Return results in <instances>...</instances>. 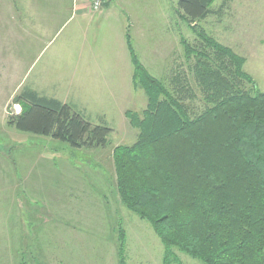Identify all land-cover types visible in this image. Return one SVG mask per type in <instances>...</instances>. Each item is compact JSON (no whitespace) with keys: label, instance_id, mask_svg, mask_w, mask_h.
<instances>
[{"label":"rangeland","instance_id":"374dc122","mask_svg":"<svg viewBox=\"0 0 264 264\" xmlns=\"http://www.w3.org/2000/svg\"><path fill=\"white\" fill-rule=\"evenodd\" d=\"M5 2L0 0V7ZM216 4L220 9L201 23L197 32L202 28L209 39L243 59L242 72L264 93V0H218ZM163 8L161 14L173 16L168 4ZM9 15L7 10H0V264H120L122 238L126 264H165V247L152 226L131 212L116 191L114 149L134 146L140 135L120 110L125 107L142 115L148 105L146 94L139 92L137 104L116 75L108 79L113 84V98L123 96V100L110 101L108 93L101 92L106 102L91 103L95 96L88 90L74 89L71 37L57 60L51 57L52 48L40 57L41 50H34L32 59L39 58L27 71L31 57L26 56L25 44L18 41L15 27H10L13 22L8 20ZM162 28L163 36L176 32L178 37L183 36V43L162 41L159 49L152 47L150 62H156L154 52L160 59L159 65L150 66L151 70L146 69L148 61V65L143 64L135 54L146 72L164 86L167 97L194 119L211 106L198 78V64H209L213 71L221 69L222 75L231 79L235 68L228 64L232 73L220 68L224 62L185 24L180 22L175 30L170 24ZM91 41L95 49V41ZM61 42L54 48L62 47ZM252 83L239 78L235 81L237 88L245 91ZM25 86L41 96L68 103L75 111L84 106L86 121L112 130L110 146L76 150L52 138L10 127L9 118L22 113L14 100ZM161 101L167 102L164 96ZM103 111L106 120L100 116ZM173 251L179 262L173 260L172 264H203Z\"/></svg>","mask_w":264,"mask_h":264},{"label":"trees","instance_id":"16d2710c","mask_svg":"<svg viewBox=\"0 0 264 264\" xmlns=\"http://www.w3.org/2000/svg\"><path fill=\"white\" fill-rule=\"evenodd\" d=\"M216 1L178 0V14L197 32L193 25L214 13ZM197 33L224 62L220 68H235V77L198 64L211 106L194 119L167 97L129 43L134 83L148 105L142 115L126 113L140 135L134 146L114 149L116 191L152 226L165 247V264L179 262L175 249L203 264H264V93L242 72L243 59L202 30ZM237 78L251 82V89L237 88ZM14 104L22 113L8 125L20 132L76 150L110 146L112 130L93 126L68 104L27 89ZM123 239L120 264H126Z\"/></svg>","mask_w":264,"mask_h":264},{"label":"crops","instance_id":"0c3cea01","mask_svg":"<svg viewBox=\"0 0 264 264\" xmlns=\"http://www.w3.org/2000/svg\"><path fill=\"white\" fill-rule=\"evenodd\" d=\"M216 2L212 7L214 13L193 26L201 27V23L206 22L216 14V9L221 7L217 6ZM167 4L173 10L172 17L164 16L165 13L161 14L160 8L164 6L163 9H166ZM1 9L10 13L8 20L13 24L9 23V25L15 27L18 32L16 35L20 39L18 41L25 44L26 56L30 55L29 57H31L28 59L27 71L34 68L38 58L51 48L54 51L51 57L57 60L62 55L60 49L71 37L74 44L72 51L74 89L80 92L88 90L91 96H95L94 100H90L94 105L106 102V98L99 94L101 92H105L106 96L108 93L110 101L114 98L123 100V96L113 98V84L108 79L116 75L120 76V83L126 86L128 96L137 104L140 103L138 100L139 92H144V90L134 83L135 68L129 43L132 44L140 62L147 64L146 61H148L149 67L144 66L151 70L150 66L154 67L155 63L159 65L160 59V54L155 55L154 52L153 58L156 62L152 59L153 64H151L148 56L151 54L152 47L155 46L159 49L162 41L172 42L176 45L177 42L183 43V36L178 37L176 32L170 31L168 36H163L165 28L162 26L170 24L174 26L175 30L181 22L193 31L192 26L188 25L178 14V0H106L103 9L99 12L92 10L91 0H7L0 7ZM223 9L224 5L221 11ZM201 30L203 29L201 28ZM92 39L96 44L95 49L90 45V42H93ZM59 41H62L63 46L61 47L62 44H60L59 47L54 48ZM38 49L41 50L40 55L34 60L32 59V52L34 50L36 52ZM116 49L118 50L116 51ZM146 51H148L147 55H145ZM174 73L173 71L172 74ZM117 81L113 83L117 85ZM24 89L31 90L41 96L38 91L32 88L26 87ZM120 104L124 106L121 101ZM99 106L104 105L99 104ZM76 110L78 112L74 111L83 117L84 114H88L84 106H80L79 109L76 107ZM127 112L130 110L125 107L120 110V114L126 119ZM101 114L100 116L104 118L107 116L104 111Z\"/></svg>","mask_w":264,"mask_h":264},{"label":"built area","instance_id":"2783aa9c","mask_svg":"<svg viewBox=\"0 0 264 264\" xmlns=\"http://www.w3.org/2000/svg\"><path fill=\"white\" fill-rule=\"evenodd\" d=\"M106 0H91V8L94 12H99L103 9Z\"/></svg>","mask_w":264,"mask_h":264}]
</instances>
